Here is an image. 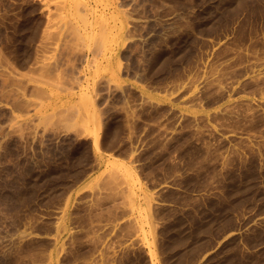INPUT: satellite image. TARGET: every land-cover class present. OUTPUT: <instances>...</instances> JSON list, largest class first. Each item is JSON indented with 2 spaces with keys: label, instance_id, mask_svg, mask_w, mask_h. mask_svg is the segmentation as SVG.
<instances>
[{
  "label": "rangeland",
  "instance_id": "rangeland-1",
  "mask_svg": "<svg viewBox=\"0 0 264 264\" xmlns=\"http://www.w3.org/2000/svg\"><path fill=\"white\" fill-rule=\"evenodd\" d=\"M0 264H264V0H0Z\"/></svg>",
  "mask_w": 264,
  "mask_h": 264
},
{
  "label": "bare ground",
  "instance_id": "bare-ground-1",
  "mask_svg": "<svg viewBox=\"0 0 264 264\" xmlns=\"http://www.w3.org/2000/svg\"><path fill=\"white\" fill-rule=\"evenodd\" d=\"M246 1H247V0H236V2H238V5L244 4ZM64 2H65V1H64ZM63 5H64V4H63ZM62 7H63V6H62ZM83 9H85V7H84ZM86 10H88V9H86ZM87 12H88V11H87ZM208 12H210V11H208ZM208 14H209V13H207V16H208ZM88 22H89V21H86L87 24H88ZM61 29H62V28H61ZM81 57H83V56H81ZM50 64H52V63H50ZM57 64H58V63H57ZM45 66H46V64H45ZM53 66H54L53 68L55 69V65H53ZM51 67H52V65H51ZM51 67H50V68H51ZM47 68H48V65H47ZM54 69L51 68V72H52ZM56 69H57V67H56ZM49 71H50V70H49ZM11 73H12V72H11ZM13 73H14V72H13ZM15 74H16V73H15ZM51 74H52V73H51ZM11 75H12V74H11ZM8 79H9V78H8ZM10 79L14 80V79L11 78V77H10ZM12 80H10V81H12ZM14 81H15V80H14ZM15 84H17V86L19 87L18 83H14V85H15ZM39 85H40V84H39ZM17 86H16V87H17ZM36 87H38V85H37ZM42 87H43V86H42ZM17 89H18V88H17ZM37 89H40V87H38ZM35 90H36V89H35ZM41 90H42V92L44 91L42 88H41ZM21 91H22V90H21ZM37 91H38V90H37ZM37 91H36V92H37ZM45 92H46V91H45ZM17 93H18V91H17ZM51 93H52V92H51ZM14 94H15V93H12V95H14ZM37 94H39V91L37 92ZM40 94H41V93H40ZM43 95H45V94L42 93V96H43ZM48 95H50L49 92H48ZM51 95H52V94H51ZM38 96H39V95H38ZM40 96H41V95H40ZM42 96H41V99H42ZM48 97H49V96H48ZM39 98H40V97H39ZM48 99H49V98H48ZM37 104H38L37 102H36L35 104L33 103V105H35V106H36ZM41 105H42V104H41ZM41 105H40V106H41ZM76 105H77V104H76ZM80 105H81V103H80ZM67 108H68V107H66V109H67ZM66 109H65V110H66ZM69 109H70V108H69ZM73 109H74V108H73ZM59 110H60L62 113L65 112V115H67V114H66V111H63V110H61V109H59ZM61 112H60V114H61ZM68 112H69L70 114H72V116H74L73 113H71L72 111H68V110H67V113H68ZM74 112H75V110H74ZM55 113H56V112H55ZM58 113H59V111H57V114H58ZM69 113H68V115H70ZM49 114H50V113H49ZM49 114H48V115H49ZM57 114H56V115H57ZM45 115H47V114H45ZM48 115H47V116H48ZM50 115H52V114H50ZM68 115H67V117H65V116H61V117H60V118H63V119L65 118L66 120L68 119L67 122H66V125H62L63 127H66V129H67V124H69V120H70V121L72 120V121L70 122V123H72V125H73V122L75 123V121H76V120H73L75 117H73V119H72V116H70V119H69V118H68V117H69ZM42 117H43V114H42ZM45 117H46V116H45ZM48 117H49V116H48ZM57 117H58V116H57ZM57 117H56V118H57ZM60 118H59V119H60ZM49 119H50V118H49ZM52 119H53V116H52ZM59 119H58V121H59ZM63 119H62V120H63ZM41 121H42V119H41ZM48 121H49V120H48ZM56 121H57V120H55V122H56ZM58 121H57V122H58ZM60 121H61V120H60ZM60 121H59V122H60ZM63 121H64V120H63ZM59 122H58V125H59L60 123H63L62 121H61L60 123H59ZM46 123H48V122H46ZM53 123H54V122H53ZM53 123H52V124H53ZM52 124H51V125H52ZM63 124H64V123H63ZM56 125H57V124H56ZM56 125H55V126H56ZM60 125H61V124H60ZM70 125H71V124H69V126H70ZM97 125H98V124H97ZM69 126H68V128H70V127L73 128V126H70V127H69ZM50 128H51V127H50ZM53 128H55V127H53ZM53 128L49 130V132H48V133H49V136L53 133V132H52V133L50 132V131L53 130ZM58 128H59V127H58ZM60 128H61V127H60ZM74 128H75V125H74ZM100 128H101V127H100ZM48 129H49V128H48ZM48 129H47V130H48ZM56 129H57V128H56ZM56 129H55V130H56ZM62 129H65V128H62ZM57 130L60 131L61 129H60V130L57 129ZM53 131H54V130H53ZM58 131H57V133H59ZM61 131H62V130H61ZM74 131H77V130H74ZM77 133H78V131H77ZM80 133H81V132H80ZM46 134H47V132H46ZM53 134H56V131H54ZM65 134H66V133H65ZM75 134H76V132H75ZM44 135H45V134H44ZM56 135H57V134H56ZM58 135H60V134H58ZM62 135H63V134H62ZM79 135H80V134H79ZM79 135H78V136H79ZM45 136H48V134L45 135ZM51 137L54 138L53 135H52ZM63 137H64V136H63ZM66 137H67V134H66ZM77 139H78V138H77ZM44 142H49V141H44ZM51 142H52V141H51Z\"/></svg>",
  "mask_w": 264,
  "mask_h": 264
}]
</instances>
